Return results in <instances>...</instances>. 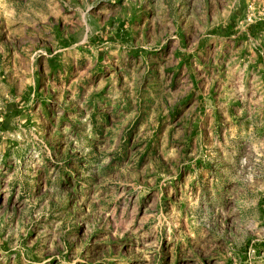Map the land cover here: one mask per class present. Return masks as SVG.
Instances as JSON below:
<instances>
[{"label": "rangeland", "instance_id": "1", "mask_svg": "<svg viewBox=\"0 0 264 264\" xmlns=\"http://www.w3.org/2000/svg\"><path fill=\"white\" fill-rule=\"evenodd\" d=\"M0 264H264V0H0Z\"/></svg>", "mask_w": 264, "mask_h": 264}]
</instances>
